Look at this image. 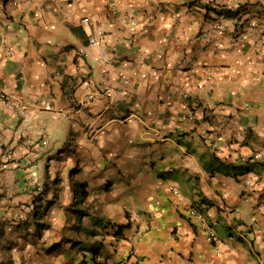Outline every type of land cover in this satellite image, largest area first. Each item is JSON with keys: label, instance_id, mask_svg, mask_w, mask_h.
<instances>
[{"label": "crops", "instance_id": "0c3cea01", "mask_svg": "<svg viewBox=\"0 0 264 264\" xmlns=\"http://www.w3.org/2000/svg\"><path fill=\"white\" fill-rule=\"evenodd\" d=\"M1 92L0 264H264V0H0Z\"/></svg>", "mask_w": 264, "mask_h": 264}, {"label": "built area", "instance_id": "2783aa9c", "mask_svg": "<svg viewBox=\"0 0 264 264\" xmlns=\"http://www.w3.org/2000/svg\"><path fill=\"white\" fill-rule=\"evenodd\" d=\"M83 22H87L88 21V17H84L82 19ZM219 26V25H217ZM222 26V25H221ZM89 43L93 46H96L98 47V51H99V55H100V58L101 60L103 61H109V58L107 57L105 51H104V48H103V44H102V41L100 39V37L97 35V34H91L89 36ZM0 101L2 102V104L6 105V106H9L11 108H13L14 110L18 111L19 110V105L17 104H14L10 98L3 92L0 93ZM195 108H196V105L194 104L192 106V109L190 110V118L192 119H196L197 115L195 113ZM2 132H3V125L1 123V118H0V135H2ZM48 143V140L47 138H44L42 139V144H47ZM5 157H6V160H10L12 157V152L10 150H5ZM258 156V154L256 152L254 153H251L249 155H242L240 157V161L241 162H246L248 159H252V158H256ZM36 193L37 195L41 196L43 194V188L42 186H38L36 188ZM263 204V203H262ZM261 208V206L259 207ZM190 213L191 214H194L196 215L197 217H199L200 221H202V223H206V216H205V213L200 210L199 208H195V207H191L190 209ZM214 242H215V245L214 247L215 248H218V243L221 242V239L219 237H217L215 234H212V238H211ZM120 264H124V261H122Z\"/></svg>", "mask_w": 264, "mask_h": 264}, {"label": "trees", "instance_id": "16d2710c", "mask_svg": "<svg viewBox=\"0 0 264 264\" xmlns=\"http://www.w3.org/2000/svg\"><path fill=\"white\" fill-rule=\"evenodd\" d=\"M221 169H223V167H221ZM116 234H119V231H117V233Z\"/></svg>", "mask_w": 264, "mask_h": 264}]
</instances>
